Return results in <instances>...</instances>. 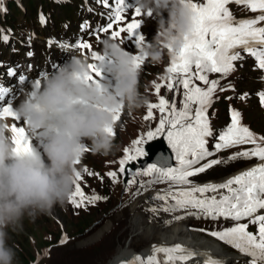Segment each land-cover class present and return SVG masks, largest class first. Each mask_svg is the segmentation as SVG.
Returning a JSON list of instances; mask_svg holds the SVG:
<instances>
[{
    "label": "snow or ice",
    "instance_id": "6c2138e0",
    "mask_svg": "<svg viewBox=\"0 0 264 264\" xmlns=\"http://www.w3.org/2000/svg\"><path fill=\"white\" fill-rule=\"evenodd\" d=\"M105 7L113 3L114 9L109 13L108 22L98 26L96 39L99 41V33H108L114 25L125 20L123 13L133 7L128 0H101ZM189 7L194 12L193 31L191 36H185V46L178 52L173 53L171 64L166 71L172 74L168 77H161L167 81L166 87L169 91L176 92L182 89L179 104L175 101L169 102L160 95L162 83H154L155 93L159 97L158 103H149L147 114L144 120L154 119L153 109H158L160 113L158 126L155 132H147V140L153 139L155 135L165 133L168 142L175 153L177 166L160 167L155 164L147 165L143 169V175L158 174L161 182L170 181L177 185L175 190L169 189L163 193H158L152 199L165 202V206L160 209L165 212L176 211L178 209H197L204 217L212 220L224 218L234 222L232 227L220 231H211L208 234L221 241L233 245L241 253L249 257L248 264H264V136H256L247 126L241 124V115L238 111H231V123L222 131L214 145L215 151L234 147L237 145L251 144L250 149L240 151L228 159L234 160L238 157L256 158L258 163L240 174L219 184H204L198 186L189 178L204 173L213 165H218L222 161L212 159L209 162L198 165L206 157L213 156L214 153L206 147L207 137L213 136L209 114L207 108L211 106L213 94L217 90L219 80H209L207 73H220L224 76L235 70L234 62L242 61L244 57L241 50L250 54L256 59V66L264 69V0H187ZM236 3L246 5L252 12L259 10V15L251 19H242L235 22L233 14L227 5ZM2 11V9H0ZM142 15L139 8H134L132 22H127L126 27L111 31L113 38H120L122 33H127V41L135 45L133 53L139 61L138 66L146 63V59L140 56L146 37L139 31L142 27V20L136 19ZM149 17L151 13L147 14ZM41 23H45L43 15L40 17ZM2 31V30H0ZM134 38V39H133ZM4 42H8L9 37H2ZM49 44H53L49 41ZM72 47L96 54L92 44L77 40ZM138 50V54L137 53ZM171 52V45H169ZM32 55L31 52L28 53ZM97 59H103L97 56ZM53 67H56L53 65ZM96 75H100V70L94 65H90ZM47 71H41L40 77L47 75ZM14 71L10 68L9 75ZM20 79H26L21 76ZM196 81L207 87H201ZM40 79H37V83ZM223 90V89H221ZM260 103L264 105V91L259 93ZM193 105H196L193 109ZM0 115L17 119L11 111V105L0 109ZM116 119H121V114L117 113ZM13 132L17 133V151H28L30 142H25L26 134L23 127H18L16 123L12 125ZM109 132L116 135V132L109 129ZM141 140L132 142L133 149L125 148L124 157L119 160L120 168L117 171H110L105 175L112 179L115 184L118 182L119 174L130 175L133 179L126 180L125 183H135L134 177L141 173L131 168L133 162L138 157L145 155L144 149L139 147ZM87 148H85V152ZM80 163V160L76 162ZM85 172L92 175L87 169ZM99 175V174H97ZM77 182L75 190L70 197V203L75 208L86 207V204H95L97 201L106 200L107 197L99 195L86 196L78 181L81 173L76 174ZM101 179H103L101 177ZM144 187L143 184L140 185ZM187 186V187H184ZM127 190V188L125 189ZM211 194V195H209ZM79 197V199H77ZM174 204H168V201ZM151 211H157L152 209ZM185 215L199 214L185 212ZM175 219H184V216H177ZM246 220V223L241 221ZM250 225L255 226V232L250 231ZM200 231H207L200 229ZM68 237L65 234L60 239V244L67 243ZM196 252L187 249L180 244L171 246L156 245L151 246V253L147 256L136 255L124 264H187L195 256ZM207 255V254H201ZM204 264H226L221 258L217 260L205 259Z\"/></svg>",
    "mask_w": 264,
    "mask_h": 264
},
{
    "label": "clouds",
    "instance_id": "9594fccd",
    "mask_svg": "<svg viewBox=\"0 0 264 264\" xmlns=\"http://www.w3.org/2000/svg\"><path fill=\"white\" fill-rule=\"evenodd\" d=\"M134 6L154 20L157 29L140 56L163 65L185 46L184 37L191 36L194 12L187 0H135ZM64 51L66 62L39 83L21 79L19 103L11 106L24 121L25 142L39 133V147L17 151L14 120L0 115V264H18L9 240L12 233L23 231L25 220L50 216L57 205L69 202L79 172L76 162L85 148L105 157L120 150L109 132L117 127V113L135 121L150 103L147 92L141 91L139 61L122 40L103 35L95 55L68 46ZM90 65L103 67L107 77L97 79L100 75Z\"/></svg>",
    "mask_w": 264,
    "mask_h": 264
},
{
    "label": "rangeland",
    "instance_id": "374dc122",
    "mask_svg": "<svg viewBox=\"0 0 264 264\" xmlns=\"http://www.w3.org/2000/svg\"><path fill=\"white\" fill-rule=\"evenodd\" d=\"M198 1L200 0H196V2ZM54 10L55 13H62L61 14L62 16L65 15L66 12H69V11H63L61 8L58 7L55 8ZM77 17L78 14H76L75 16L72 15L71 16L72 22H74L77 19ZM27 19H28L27 13L19 15L18 17L19 24L23 25ZM151 22L155 23L154 20ZM54 24L55 26L59 25L55 17H54ZM156 30L157 29L155 27V30L150 31L148 34L153 36V32L156 33ZM120 40H122L128 46L132 45V42L127 41V38L124 36H121ZM149 64L150 62L147 61L145 67L144 68L142 67L141 79L153 85H154L153 82L164 84L165 87L161 88L160 95L165 97L170 103L175 101L179 104L181 99L182 89L177 90L175 93L169 91L166 87L167 81L161 80L162 76L168 77L172 75L167 73L166 71L167 67H169L171 64V60L166 58L165 63L163 65H159V66L150 65V66H156V69L152 75V79L150 81H147L143 79V77H144V72L147 73L146 67L149 66ZM235 66L241 69V71L238 74L241 73L242 75H244L241 84L243 88V92L240 95L239 102L241 103L242 107L246 109V116L250 118L249 120L252 123L253 127H258L259 123L262 122V118L258 115L257 113L258 110L256 111V107L252 105L248 99H245L248 90L247 87L253 81H255V79L257 78L256 76L257 72L252 67H250L249 63L246 62V60L244 59L242 61L236 62ZM234 77H236V75ZM208 78H212L211 80L220 79L218 85V88L220 89L216 91L212 99V103H216L222 93L221 90L222 87L231 85V82L228 77L221 78L218 74L216 75L215 73L211 76H208ZM148 83H143L141 81V84L143 85L141 91L147 92L150 98V103L153 102L158 103L159 97L156 95L155 90H153V88L150 85H148ZM197 84H199L201 87H207L202 83H197ZM171 98H175V99H171ZM195 107L196 105L193 106V109H195ZM237 107H238L237 103L229 104V108L232 110H236ZM143 111L144 110H142L139 113L138 117L135 118V121L134 118H131L126 114L121 116L122 118L121 122L117 124V128L115 129L116 142L120 146L119 151H116L113 155H109L107 157L100 156L99 158H98L99 155H93L89 153L88 155L84 156V160L81 162V167H79V165L77 166L79 167L78 170L81 173V179L78 181V183H80L82 190L86 196L89 195L108 196L111 193V191L113 192L112 200L108 201V205L101 206L100 208L97 209L95 208V205L91 207H87L89 213L81 214L79 217H74L75 213H79L78 209L73 207L68 211V214H66L64 211L60 213V206L57 205L50 216L41 215L34 222L25 220L23 231L20 232L19 234L12 233L11 238L9 240V243L16 250L18 264H110V263L124 264V262L130 261L136 255L147 256L143 254L147 252V251L145 252L143 251L145 248V242L142 241L141 237H143L144 234H140L141 236L138 235L139 237L136 235L135 237L131 236V232H129L130 230H129L128 222L132 213H138L140 215H144L142 220L146 218V212H148V215H151L153 213V211H150V207L148 206L146 200L150 199L149 196L151 194H156V192L148 193L142 196L143 198L140 197L142 199L138 198L134 200L130 205L125 204L120 207L117 206L116 208H113L111 211L107 213H103L107 209H111L113 207L115 203V198H118L119 194L122 196L123 199H125L127 193L131 194L132 189L138 183V180L142 181L144 179L143 178L144 176L145 178H149L152 176V175H143L142 174L143 172L137 168L135 170H137L141 174L134 177L136 182L126 185V183L123 182V178L125 175L118 173L122 181V184L119 187V182L114 184L111 182L112 179H110L108 176L105 175L110 171L118 172V169L120 168L119 160L122 159L125 155L124 149L125 148H129L130 150L133 149L132 142L134 140H138V139L141 140L142 143L141 145H139V147H142L144 149V145L147 142L153 141L154 139H159L155 137L151 140H147V136L143 134V133H147L148 131L155 132V129L158 126L156 124V121L144 120V116H145L144 114L147 113V111L142 113ZM153 114L155 118L150 120L159 121V117H160L159 110L154 109ZM259 114L261 115L260 112ZM254 133L256 134V136H260L258 131L255 130ZM138 135H142V137L136 138L133 141H131L135 136ZM165 144L169 148L166 142ZM249 146L250 144L237 145L233 149L243 151L247 149ZM172 155L175 156L173 150H172ZM109 157H112L111 160L114 163L105 162L106 159H108ZM142 157H138V158H142ZM95 168L100 169L102 173L91 172L92 175H88V173L85 172V169H87L90 172ZM88 176L91 177L92 179L89 182V185H85ZM101 177L103 179H101ZM129 179H133V177L128 175L126 180ZM87 187H91L94 190H88ZM126 188L127 190H125ZM77 199H79V197H77ZM153 217H155L154 214ZM156 219L157 221H159L168 218H163V219L156 218ZM156 219L151 220V222H148V224L156 223L155 222ZM172 222L176 227L178 225L179 229H188V230L193 229V231L196 230L200 236L205 238L212 237L211 235L208 234L211 231H220L225 228H229L233 226V225H225L223 223L217 226L210 223H206V224L201 223L206 225L204 226L201 224H195L194 223L195 221L189 223L187 220H176V221L172 220ZM194 225L198 228H196ZM200 228L205 229L207 231L202 232L200 231ZM101 231L102 234H100ZM98 233L99 236H97ZM65 234L68 237L67 243L63 244L65 246L58 249H53L51 258H46L49 254L45 253V251L51 246L60 244L59 241L62 238V236H64ZM120 247H125L130 253L127 255V257L124 260L119 262L117 260V251L118 248Z\"/></svg>",
    "mask_w": 264,
    "mask_h": 264
},
{
    "label": "bare ground",
    "instance_id": "6f19581e",
    "mask_svg": "<svg viewBox=\"0 0 264 264\" xmlns=\"http://www.w3.org/2000/svg\"><path fill=\"white\" fill-rule=\"evenodd\" d=\"M165 135V133H161L156 136L165 137ZM153 147L154 149H156L157 145L153 144ZM153 214L154 212L151 215H148V212H146V218L142 220L144 215L132 213L128 222L130 230L129 232H131V236L135 237V235L138 236L140 234H144V236L141 237L142 241L145 242V248L143 251L147 252L143 254L149 255L151 253V246L153 244L165 246L180 244L183 247L193 250L196 253L201 250H212L214 254L211 253L212 255H210V259L217 260L223 258L226 261V264H233L234 260L237 259V257H235L234 255L230 256L228 254L229 252L223 249V247L220 243H218L215 237L205 238L200 236L196 231L188 229H179L177 222L176 227L170 218L157 221V219L153 217ZM155 219L156 223L148 224V222H151V220ZM100 234H102V231L100 232ZM97 236H99V233L97 234ZM129 253L130 252L125 247L118 248L117 260L119 262L124 260Z\"/></svg>",
    "mask_w": 264,
    "mask_h": 264
},
{
    "label": "water",
    "instance_id": "95a60500",
    "mask_svg": "<svg viewBox=\"0 0 264 264\" xmlns=\"http://www.w3.org/2000/svg\"><path fill=\"white\" fill-rule=\"evenodd\" d=\"M153 144L157 145L156 149H154ZM148 152H149V157L147 158V162H149V163H157V164H160V165L168 164L169 159L168 160L161 159L159 157H162L163 155H160V156L158 155V154H165V150H164V147H163L162 143H160V142L152 143L148 147ZM130 167L135 169V165H133V164ZM131 168L129 169V171L131 170Z\"/></svg>",
    "mask_w": 264,
    "mask_h": 264
},
{
    "label": "trees",
    "instance_id": "16d2710c",
    "mask_svg": "<svg viewBox=\"0 0 264 264\" xmlns=\"http://www.w3.org/2000/svg\"><path fill=\"white\" fill-rule=\"evenodd\" d=\"M146 89V88H145ZM156 124L158 125V122L156 121Z\"/></svg>",
    "mask_w": 264,
    "mask_h": 264
}]
</instances>
